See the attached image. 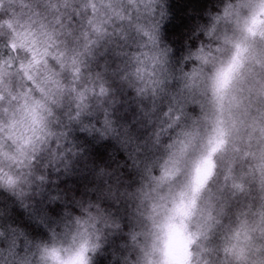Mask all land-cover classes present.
<instances>
[{"label": "clouds", "instance_id": "obj_1", "mask_svg": "<svg viewBox=\"0 0 264 264\" xmlns=\"http://www.w3.org/2000/svg\"><path fill=\"white\" fill-rule=\"evenodd\" d=\"M0 264H264V0H0Z\"/></svg>", "mask_w": 264, "mask_h": 264}]
</instances>
